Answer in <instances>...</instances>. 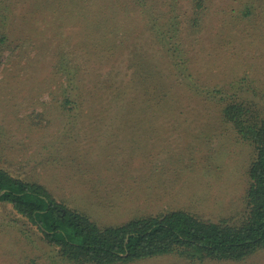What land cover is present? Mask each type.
Returning <instances> with one entry per match:
<instances>
[{
	"label": "rangeland",
	"instance_id": "obj_1",
	"mask_svg": "<svg viewBox=\"0 0 264 264\" xmlns=\"http://www.w3.org/2000/svg\"><path fill=\"white\" fill-rule=\"evenodd\" d=\"M240 1L0 0V167L100 227L180 210L242 225L254 151L222 108L235 94L264 117V0L248 17ZM0 264L77 263L0 202Z\"/></svg>",
	"mask_w": 264,
	"mask_h": 264
},
{
	"label": "trees",
	"instance_id": "obj_2",
	"mask_svg": "<svg viewBox=\"0 0 264 264\" xmlns=\"http://www.w3.org/2000/svg\"><path fill=\"white\" fill-rule=\"evenodd\" d=\"M258 1H240L243 7L239 12L244 17L254 14ZM135 3L143 10L147 8V0ZM176 24L167 32L173 33L171 38L179 31ZM5 41L6 35L0 32V44ZM173 50L179 53L180 48L174 45ZM175 58L179 59L181 71L185 70L181 55ZM65 66L61 64L66 70ZM217 93L225 100L221 91ZM226 95L230 101L223 106L222 116L254 151L245 194L248 215L238 227L225 221H203L181 210L100 227L86 214L56 200L43 185L14 178L2 167L0 202L10 204L24 217L44 242L56 249L61 260L77 264H123L166 255L198 262H241L264 249V117L257 120L251 115V108L238 102L235 94ZM22 233L28 236L27 231Z\"/></svg>",
	"mask_w": 264,
	"mask_h": 264
}]
</instances>
